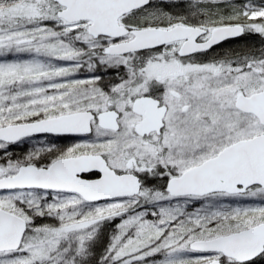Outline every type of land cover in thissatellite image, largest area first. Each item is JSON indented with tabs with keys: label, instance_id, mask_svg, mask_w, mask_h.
<instances>
[{
	"label": "rangeland",
	"instance_id": "rangeland-1",
	"mask_svg": "<svg viewBox=\"0 0 264 264\" xmlns=\"http://www.w3.org/2000/svg\"><path fill=\"white\" fill-rule=\"evenodd\" d=\"M60 11L47 0H0V127L87 109L100 113L112 101L105 86L135 78L127 60L105 55L103 43L85 35L87 22L69 24L58 17ZM123 22L133 28L190 24L209 31L244 24L251 34L226 45L217 56L230 69L247 60L252 69L224 77L213 63L214 71L199 86L205 93L202 106H194L192 117L178 113L180 130L163 136L162 158L174 173L238 140L264 134L255 116L235 107L240 93L264 90V59L250 54L258 49L264 55V0H152L145 11ZM99 49L102 52L96 53ZM93 131L89 143L74 145L69 139L62 147L49 135L0 142V177L14 175L26 164L44 166L82 150L124 151L132 142L126 124L119 133L97 126ZM133 149L138 160L144 157ZM0 209L28 223L21 248L0 253V264H203L220 255L195 252L190 243L264 222V189L178 198L146 192L97 203L74 193L28 189L0 192ZM254 264H264V255Z\"/></svg>",
	"mask_w": 264,
	"mask_h": 264
},
{
	"label": "water",
	"instance_id": "water-1",
	"mask_svg": "<svg viewBox=\"0 0 264 264\" xmlns=\"http://www.w3.org/2000/svg\"><path fill=\"white\" fill-rule=\"evenodd\" d=\"M61 8L60 19L69 24L90 22L89 33L94 38L108 37L120 40L131 33L134 38L109 45L105 54L126 56L154 50L167 44L186 41L182 53L207 51L225 41L241 38L243 25H227L212 30L204 43L197 40L207 31L200 27L176 25L172 28H142L130 31L120 24L129 13L146 8L151 0H54ZM157 102L154 106H157ZM237 108L254 115L264 126V91L250 96L240 95ZM147 114L145 127L160 133L164 126L166 108ZM95 116L80 111L57 117L0 127V142L15 144L23 139L39 136L89 135ZM119 114L108 111L100 114L99 123L104 129L119 130ZM98 172L99 179H84L83 175ZM172 197H204L217 193L243 194L253 186L264 188V134L240 140L220 152L216 157L194 166L168 182ZM51 190L75 193L90 203L116 198L135 197L141 190L140 179L132 174L118 175L100 156L83 155L57 159L50 165L21 166L14 175L0 177V192L15 190ZM28 230L27 221L9 211L0 209V253L18 251ZM190 249L200 253H213L244 264L264 254V222L253 227L208 240H196ZM203 264H221L216 259Z\"/></svg>",
	"mask_w": 264,
	"mask_h": 264
},
{
	"label": "flooded vegetation",
	"instance_id": "flooded-vegetation-1",
	"mask_svg": "<svg viewBox=\"0 0 264 264\" xmlns=\"http://www.w3.org/2000/svg\"><path fill=\"white\" fill-rule=\"evenodd\" d=\"M147 8L148 7L134 11L132 13L127 14L126 16H129L136 12L145 11ZM126 16H123L120 19V24L125 26L130 31H132L133 29H142V28H163L162 26L133 28L128 24H124L123 20ZM87 23L89 24L88 25V29H89L91 23L90 22ZM178 25L203 28L201 26L190 25V24L189 25L178 24ZM243 26L246 29V26L244 24ZM163 29H168V28H163ZM205 30L207 31V33L197 40L198 43H204L210 39L213 29L211 31L207 29ZM246 32H248L247 29L245 31V34ZM133 38L134 36L130 33L129 36L122 38L120 40H115L104 36L95 39L103 43V45H101L100 47L103 49V53H105V48L107 46L117 44L119 42L128 41ZM241 38L228 40L223 42L222 44L214 46L210 50L196 52L193 54H185L186 52L182 53V47L184 46L186 41H177L154 50L137 52L126 56H111V57H121L127 60L129 62L127 65L134 72L135 78L133 80L126 81L124 84L120 83V84L105 86L107 97L112 99L110 105L106 108V110L100 113H97L96 111L91 109L85 110L92 112L95 116L92 122L91 134L64 135V136H52V137L58 141L60 147L64 146L65 145L64 142L69 139L73 140L74 145L75 144L77 145L82 141H86L87 143H89V138L93 136V132H94L93 130L95 126L107 132L119 133L124 129V126L126 124L129 132L128 134L131 137L130 140L132 142L136 141V143L134 144L133 142L132 144L131 142L130 144L131 147L127 146L124 151H117L116 149L109 151L82 150L76 152L75 154H72L71 156H62L58 159L67 158V157H77L83 155L100 156L106 161L109 168L116 172V174L118 175L132 174L140 179L141 190L139 195L135 197L142 196L146 192L148 194H150L151 192L159 193V194L168 192L169 194L168 186H167L169 180L180 176L182 173L180 174L174 173L173 172L174 168L172 167V165L168 161L162 158L160 147L163 146L162 145L163 136L168 133L171 135L174 132L180 130L177 127L178 113L180 112H183L184 114L189 113L190 116L189 115L188 116L192 117L194 115L193 112L195 110L194 106H196L197 104L202 106L201 103L202 101L204 102L205 100V93H202V91L199 90L200 88L199 86L203 85L204 83L206 84L207 82L206 77L209 74H211V71L213 70V66H212L213 63L216 66L219 65V67L216 68L215 71L217 73H220V75L224 77H229V75L231 77V73L234 75L236 73H239V75L241 76L242 74L248 73L252 69V61H248V60L246 65L245 63L240 64V62H238L235 63V66H233L230 69L228 65L222 63L221 57L217 56L218 52L221 51L223 47L228 45L229 42L236 41ZM217 62H219L220 64H218ZM149 71L151 73H149ZM240 95L250 96L246 93H240L238 97ZM126 97L129 98V102L127 103L125 102ZM236 101H235V107L236 109H238L236 106ZM156 102L158 104L157 106L156 105L154 106ZM219 103L224 104L223 102H219ZM232 105L234 106L233 103ZM161 108H166V115L164 117V126L160 133L156 130V128L150 131L151 127L153 126L148 128L145 127L147 114L149 112H153L154 116H157V114L159 113L158 110ZM108 111H116L119 114L118 131L104 129L100 126L99 123L100 114ZM239 112L244 113L240 110ZM199 115L200 117H202V114ZM247 115H252V114H247ZM190 128L191 127H185V129H190ZM241 140H245V139H241ZM228 146H226L225 148H227ZM133 147L137 148V150L139 149V152H141V154L145 153L142 159L138 160L135 157V155L132 154L134 150ZM225 148H223L220 152H222ZM137 150H135L136 154H137ZM164 151L166 153V150ZM217 155L212 156L206 159L205 161L214 158ZM205 161L196 164L194 166H198L204 163ZM160 162L162 163V165H158ZM48 165H44L40 167H45ZM100 177L101 174L98 172H93L90 174L83 175V178L88 180H95V179H99ZM161 182L166 183V190L163 192L160 190L159 191L153 190L151 185L153 183L156 184ZM254 188L264 189L260 186H253L249 188L245 193H247L248 191ZM46 191H51V190H46ZM57 192H62V191H57ZM222 194H227V193H222ZM229 195H238V194H229ZM124 198H133V197H124ZM205 254H209V253H205ZM223 258L224 256L220 255L217 258L215 257L213 260L220 259L222 264ZM227 259L231 262L239 263L234 259L231 258H227ZM257 260L253 261V263H255Z\"/></svg>",
	"mask_w": 264,
	"mask_h": 264
},
{
	"label": "trees",
	"instance_id": "trees-1",
	"mask_svg": "<svg viewBox=\"0 0 264 264\" xmlns=\"http://www.w3.org/2000/svg\"><path fill=\"white\" fill-rule=\"evenodd\" d=\"M48 2H50L51 3V5L52 6H57L55 3H54V1L53 0H47ZM1 22H4V20H2L1 19V17H0V23ZM85 35H88V31H86L85 32ZM250 35L251 34H249V32H246V34H245V36L243 37V38H241V39H238V40H236V41H232V42H229L228 44H234V43H238V42H242V41H244L246 38H249L250 37ZM257 50L258 49H253V53L252 52H250V54L253 56V58H255L256 56H260V58H261V60H263L264 59V55L262 56L261 55V53L259 54V53H257ZM96 53H100V52H102V50H97V51H95ZM254 55H255V57H254ZM244 55L243 54H241L240 55V57H243ZM260 58L259 59H256V60H260ZM151 187L153 188V190H160V191H165L166 190V183H163V182H161V183H153L152 185H151ZM222 264H239V263H234V262H231V261H229L226 257H224L223 258V261H222ZM245 264H254L253 262L252 263H245Z\"/></svg>",
	"mask_w": 264,
	"mask_h": 264
}]
</instances>
